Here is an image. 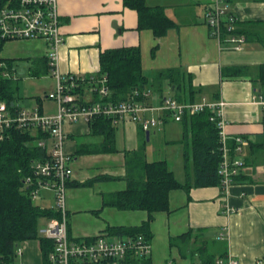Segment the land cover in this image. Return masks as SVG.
<instances>
[{
	"label": "crops",
	"instance_id": "crops-1",
	"mask_svg": "<svg viewBox=\"0 0 264 264\" xmlns=\"http://www.w3.org/2000/svg\"><path fill=\"white\" fill-rule=\"evenodd\" d=\"M145 1L150 7H163L166 18L174 24L160 38L150 30H138L136 11L124 7L122 0H58L63 38L60 72L93 77L103 51L139 47L142 75L148 81L143 104L158 106L165 97L185 96L190 88L199 89V96L206 100L225 101L223 118L229 139L239 135L249 142L241 154L244 166L228 193L214 185L169 193L168 211L155 213L149 225L152 250L147 263L201 264L203 259L226 256L251 263L263 258L264 87L256 89L253 79L258 67L264 65V47L257 39L264 38V0L229 1L238 26L252 32L241 51L209 36L204 13L212 0ZM46 52L47 44L41 39L3 43L0 57L10 61L14 108L56 112V103L44 98L56 84L47 67ZM169 70H179L178 87L160 75ZM233 70L241 73L232 74ZM90 90L85 85L79 98L93 101ZM151 116L162 122L149 130L148 137L139 123L121 121L113 125L112 151H102L104 137L91 133L89 123L64 126L67 138L63 148L73 161L65 203L71 238L88 240L104 233L114 240L120 236L108 229L138 228L147 220L144 211L119 210L103 202L126 189L125 155L140 145H145L148 162L166 161L175 177L184 180L183 144L179 142L184 132L182 121H174L162 111H149L144 117ZM157 150L163 151V157L153 156ZM39 201H45L46 206L38 205ZM33 205L50 209L51 193L44 191ZM17 247L21 254L13 264H43L38 239Z\"/></svg>",
	"mask_w": 264,
	"mask_h": 264
},
{
	"label": "built area",
	"instance_id": "built-area-1",
	"mask_svg": "<svg viewBox=\"0 0 264 264\" xmlns=\"http://www.w3.org/2000/svg\"><path fill=\"white\" fill-rule=\"evenodd\" d=\"M230 0H212L204 13L209 36L219 44L241 51L246 37L238 32V18L230 10ZM41 39L47 44L46 60L50 74L55 78L54 89L44 98L56 103L54 114H45L38 108L10 109L5 101L0 102V141L11 130L39 132L45 137L37 140V146L45 149L43 159L31 163L30 174L23 180V191L32 202L41 199L44 191L51 193L53 205L50 208L58 214L51 218L41 230V238L52 243L46 264H148L151 243L144 235L124 236L110 240L100 233L92 240L71 238L68 234L66 193L72 180V158L63 148L66 141L64 126L68 123L87 122L96 116H105L115 125L121 121L139 123L147 132L162 122L161 118L144 117L149 111H162L180 122L184 115H193L210 109L211 121H216L221 159L218 167L219 187L228 193L234 179L241 172L244 161L241 157L248 146V139L236 135L231 140L225 130L223 118L225 101H208L204 97L196 102L181 103L171 97L162 99L160 105L151 107L136 101L135 90L130 100L112 103L82 101L74 90L84 79L72 74L63 75L59 70V49L63 43L58 0H6L0 8V40ZM3 76H6L2 72ZM105 78L99 80L98 92L107 95ZM226 211L230 212L227 207ZM16 255L21 254L19 247ZM166 264H174L168 261ZM212 264H264V257L251 263H242L230 256L217 257Z\"/></svg>",
	"mask_w": 264,
	"mask_h": 264
},
{
	"label": "trees",
	"instance_id": "trees-1",
	"mask_svg": "<svg viewBox=\"0 0 264 264\" xmlns=\"http://www.w3.org/2000/svg\"><path fill=\"white\" fill-rule=\"evenodd\" d=\"M6 0H0V8ZM123 6L135 10L138 16V30H150L156 38L164 36L174 26L166 18L164 8L161 6L150 7L145 0H122ZM238 32L250 40L252 32L238 26ZM258 41L264 47V38L259 36ZM5 41L0 40V51ZM141 55L139 47L113 48L100 53L99 69L93 77H83L84 81L74 90L78 96L86 85L92 94L93 101L116 104L131 99L135 90L139 94L147 88V78L142 75ZM48 67V64H47ZM49 70V67H48ZM253 85L256 89L264 87V65L257 69ZM2 72L6 76L2 75ZM179 70H169L160 73L167 77L174 85ZM241 71L233 70L232 74ZM10 61L0 57V102L5 101L10 109L14 106L13 85L11 83ZM105 78L104 86L107 95L101 96L99 80ZM176 85V84H175ZM179 84L176 85L178 87ZM200 90L189 89L185 96H172L178 102H196ZM199 96V97H197ZM144 96L140 95L135 100L142 102ZM218 100V99H216ZM209 101V100H208ZM212 101V100H211ZM210 109H205L193 115H184L182 123L184 132L180 143L183 144V169L184 180L180 182L170 171L166 161L157 160L148 162L145 158V145H140L137 150L126 153V189L122 192L111 194L104 199V205L112 206L119 210H138L147 213V220L138 228L117 227L110 228L116 236H134L142 234L149 240V225L154 219V214L168 211L169 193L172 190L189 191L191 187L219 186L220 176L218 167L221 159L218 141V128L216 121H211L213 115ZM91 133L104 137V149L113 150L114 129L112 120L105 116H96L89 122ZM4 140L0 141V264H13L15 250L19 242L38 239L42 251L43 264H46L52 243L38 236L39 218H57L58 214L51 209H43L36 205L23 191V180L29 175L31 162L43 159L45 149L37 146V140L44 138V134L36 132L11 130ZM84 184V185H89ZM182 237H185L183 235ZM93 238H89L92 240ZM214 260H202L201 264H212Z\"/></svg>",
	"mask_w": 264,
	"mask_h": 264
},
{
	"label": "rangeland",
	"instance_id": "rangeland-1",
	"mask_svg": "<svg viewBox=\"0 0 264 264\" xmlns=\"http://www.w3.org/2000/svg\"><path fill=\"white\" fill-rule=\"evenodd\" d=\"M153 156L156 157V158L157 157H163V151L157 150ZM157 159H159V158H157ZM175 171H176V173H179L178 170H175ZM177 177H182V176H180L179 174H177ZM37 203H38V205H41L42 204L43 206H46V204H47L45 201L44 202L42 201V203H41V201H39ZM47 221L48 220L45 219V218H39L38 225H37V227H38V232L37 233H38V236L39 237L41 236V232H42L41 230L46 226ZM28 241H32V240H26V241L19 242L18 245L20 246L22 243L28 242ZM33 241H35V240H33ZM17 257L18 256H15L14 263H16Z\"/></svg>",
	"mask_w": 264,
	"mask_h": 264
},
{
	"label": "water",
	"instance_id": "water-1",
	"mask_svg": "<svg viewBox=\"0 0 264 264\" xmlns=\"http://www.w3.org/2000/svg\"><path fill=\"white\" fill-rule=\"evenodd\" d=\"M148 135H149V131L146 132V136H147V137H148Z\"/></svg>",
	"mask_w": 264,
	"mask_h": 264
}]
</instances>
